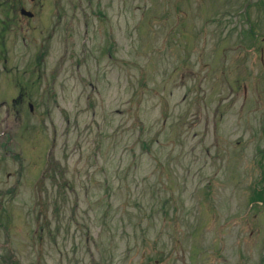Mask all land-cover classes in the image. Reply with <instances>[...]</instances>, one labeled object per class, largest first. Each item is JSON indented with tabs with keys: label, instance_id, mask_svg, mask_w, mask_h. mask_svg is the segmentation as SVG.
I'll return each instance as SVG.
<instances>
[{
	"label": "rangeland",
	"instance_id": "obj_1",
	"mask_svg": "<svg viewBox=\"0 0 264 264\" xmlns=\"http://www.w3.org/2000/svg\"><path fill=\"white\" fill-rule=\"evenodd\" d=\"M52 1L33 106L0 100V264H264V0Z\"/></svg>",
	"mask_w": 264,
	"mask_h": 264
},
{
	"label": "flooded vegetation",
	"instance_id": "obj_2",
	"mask_svg": "<svg viewBox=\"0 0 264 264\" xmlns=\"http://www.w3.org/2000/svg\"><path fill=\"white\" fill-rule=\"evenodd\" d=\"M53 8L59 22L65 17L63 0H54ZM51 0H0V100L3 104L8 100L11 103H24L34 97V67L18 66L16 57L22 50H18V42L25 48L33 47L34 28L46 16ZM35 23V24H34ZM31 50H24L25 53ZM19 57H23L21 54ZM14 69L12 77L4 74ZM22 71V72H20ZM9 77V78H8ZM7 79V80H6ZM32 105V102H29Z\"/></svg>",
	"mask_w": 264,
	"mask_h": 264
}]
</instances>
